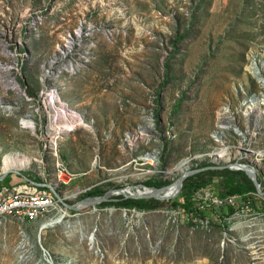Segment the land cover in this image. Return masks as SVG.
Returning a JSON list of instances; mask_svg holds the SVG:
<instances>
[{"label":"rangeland","instance_id":"rangeland-1","mask_svg":"<svg viewBox=\"0 0 264 264\" xmlns=\"http://www.w3.org/2000/svg\"><path fill=\"white\" fill-rule=\"evenodd\" d=\"M252 61L264 64V0H0V166L4 154H26L33 162L23 174L58 193L56 209L35 221L0 213V264H165L175 241L176 253L216 261L220 229L212 239L191 234L172 201L193 203L208 188L225 194L223 175L161 195L145 215L74 207L150 180L166 186L211 160L241 162L249 140L264 191L263 72L252 73ZM254 93L261 99L244 104ZM225 103L250 131L228 134L227 148L215 137ZM68 119L76 126L59 131ZM61 163L73 180L58 185ZM8 183L2 199L19 185L33 189L15 173ZM95 188L106 193L86 196ZM161 237L158 256H138Z\"/></svg>","mask_w":264,"mask_h":264},{"label":"built area","instance_id":"built-area-1","mask_svg":"<svg viewBox=\"0 0 264 264\" xmlns=\"http://www.w3.org/2000/svg\"><path fill=\"white\" fill-rule=\"evenodd\" d=\"M259 81L264 87V64L257 65ZM253 73V72H252ZM259 97L258 93L252 94L251 97L244 100V104L249 106L256 104ZM234 109L231 104L225 103L222 106V112L218 120L216 130V140L226 148L229 147L227 142L228 134H238L242 137H247L250 134L249 130H244L239 124V119L234 115ZM83 118L82 116H80ZM78 117V122H80ZM83 120H85L83 118ZM240 150V158L242 161H236L230 165L231 170H242V167L253 165L252 156L258 154L256 149L252 147V141H248ZM223 151L226 150L223 149ZM259 155V154H258ZM222 157V155H219ZM251 160V161H250ZM221 160L215 162L211 160L209 163L213 165L220 164ZM57 184H68L73 180L69 167L65 163H61L57 173ZM32 184V183H31ZM30 189L27 184L14 187L9 191L7 197H3V192L0 193V213L14 214L23 219L35 221L40 217L49 215L56 209L58 203L57 195L52 188L44 186H36ZM7 189V188H6ZM264 203V195L258 191H247L243 194H219L210 188L206 189L203 194L194 197L191 209L179 211V215L183 216L185 224L190 233L201 232L205 236L215 233V229H220L221 237L219 246L222 254L215 260H210L204 255L188 256L185 252L176 253L177 243L169 245L168 253L171 257L165 264H194L199 261H206V264H264V209L258 207V203ZM142 215L148 214L150 210H139ZM144 234H150L154 231L153 227H145ZM151 237V234H150ZM164 238L155 239L153 244L146 243L144 246H138V256L146 255L149 251L152 257H156L161 253ZM95 237H92V242ZM145 248V251H144ZM232 249L235 255L230 260L226 259V249ZM176 253V254H175ZM104 256V255H102ZM240 256H244V260H239ZM140 264V263H138Z\"/></svg>","mask_w":264,"mask_h":264},{"label":"trees","instance_id":"trees-1","mask_svg":"<svg viewBox=\"0 0 264 264\" xmlns=\"http://www.w3.org/2000/svg\"><path fill=\"white\" fill-rule=\"evenodd\" d=\"M208 166H213L212 163H202L200 166H198L197 168H204V167H208ZM206 173H211V174H215V175H223L224 177L227 178V182L230 184V188L228 189V192H226L227 194H243L247 191H257L253 181L250 179V177L245 173V171L243 170H238V171H234L231 170L229 168H224V169H208V170H204L200 173H197L191 177H189L187 180H185L184 185L182 188H185L188 184L192 185L195 184L197 185V183H195V179L202 176L203 174ZM235 174H240L242 177V182H239L238 179H236ZM35 180L38 181V179L36 178ZM189 181H191L189 183ZM148 187H162V182L159 180H150L147 181L145 183ZM201 184H199L200 186ZM0 187H10L9 183H8V176L0 181ZM145 190H149L144 188ZM106 193V191H104L101 188H95L92 191H89L86 196H101L104 195ZM140 194H144V193H140ZM161 196V195H160ZM161 201L156 199V198H132V197H125L122 194L117 195L116 197H113L111 200L109 201H103L99 204V206L102 207H106V206H116V207H124L127 209H132V208H136L139 210H152V209H157L160 205H161ZM172 204L174 206H181L183 207L185 210H190L192 207V203L188 202V201H180V200H173ZM259 208L264 209V203H258L257 204Z\"/></svg>","mask_w":264,"mask_h":264},{"label":"water","instance_id":"water-1","mask_svg":"<svg viewBox=\"0 0 264 264\" xmlns=\"http://www.w3.org/2000/svg\"><path fill=\"white\" fill-rule=\"evenodd\" d=\"M230 165H213V166H208V167H204V168H196V169H190L187 170L186 173H184L179 179H177L175 182L168 184L166 186L163 187H148V186H143V187H147L150 189H153L152 191L145 193V194H138V193H132V192H127L126 189H119L116 191V193H111V192H107L104 196L102 197H95V198H88V199H84L82 200L80 203V206L74 207L75 209H80L83 207H89V206H96L99 205L101 202L105 201V200H109L111 195H119L122 194L125 197H132V198H156V199H161L160 194L165 192L170 186H175L177 188H179V190L181 191L183 185H184V181L185 179L193 174H197L200 173L204 170H208V169H224V168H229ZM242 170L245 171V173L250 177V179L253 181L257 191L264 195V191L261 189V185H260V180L257 177L256 171L253 169V167L251 166H246V167H242ZM11 173H15L18 175H21L24 177V179H26V181L36 185V186H44V187H50L54 190V188L46 183H40L37 182L34 179H31L29 176L23 174V172L21 170H14V169H8L5 171H1L0 172V181L4 180L9 174ZM55 191V190H54ZM179 191V192H180ZM56 195L58 196V193L55 191Z\"/></svg>","mask_w":264,"mask_h":264},{"label":"bare ground","instance_id":"bare-ground-1","mask_svg":"<svg viewBox=\"0 0 264 264\" xmlns=\"http://www.w3.org/2000/svg\"><path fill=\"white\" fill-rule=\"evenodd\" d=\"M256 56L257 55L254 56L253 60L257 59ZM256 64H257L256 62H253L249 66L250 71L253 72L254 74L258 73ZM81 119L83 120V118H81ZM75 123H76L75 120H72V119L65 120L63 125L59 127V131L62 129L61 130L62 132H67L69 129H72V128H74L76 126ZM219 152L221 154L224 153L223 150H220ZM32 162H33V158L30 157V156H27L26 154H23L21 152H11V153H8V154H4L2 156V164L0 166V170L1 171H5V170H8V169L24 170V169L29 168V166H30V164ZM138 187H142V186H138ZM142 188H146V189H149V190H145V189H141V188H136V189L126 188V191L127 192H132V193H138V194H140V193H144L145 194V193H148V192L153 190V189H150V188H147V187H142ZM179 191H180L179 188L174 187V188H171V189H167L165 192L161 193L160 195H163L165 197L170 198V197L176 196L179 193ZM54 220H55V218L49 220L48 222H45V224H43L41 228L44 229V228L52 227L53 225H55V221Z\"/></svg>","mask_w":264,"mask_h":264},{"label":"crops","instance_id":"crops-1","mask_svg":"<svg viewBox=\"0 0 264 264\" xmlns=\"http://www.w3.org/2000/svg\"><path fill=\"white\" fill-rule=\"evenodd\" d=\"M195 264H198V263H195ZM199 264H203V263L200 262Z\"/></svg>","mask_w":264,"mask_h":264}]
</instances>
